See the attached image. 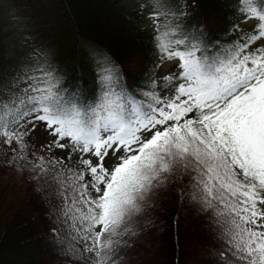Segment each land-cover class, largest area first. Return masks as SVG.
Returning <instances> with one entry per match:
<instances>
[{"label": "trees", "instance_id": "16d2710c", "mask_svg": "<svg viewBox=\"0 0 264 264\" xmlns=\"http://www.w3.org/2000/svg\"><path fill=\"white\" fill-rule=\"evenodd\" d=\"M38 15L27 33L35 84L0 27V132L32 114L55 128L50 144L25 157L28 165L0 157V264H81L75 213L94 194L79 146L90 150L105 135L142 141L135 121L149 112L155 121L146 125L166 124L134 163L144 162L148 191L113 206L96 260L243 264L232 216L259 189L244 174L245 156L219 140L244 136L236 146L264 155V0H44ZM172 58L183 61L159 76ZM235 64L240 75L228 79L222 70ZM254 81L239 115L246 119L218 121L216 112L225 116L240 93L233 87ZM205 113L212 123L203 128ZM182 118L188 125H178ZM65 139L69 152L57 148Z\"/></svg>", "mask_w": 264, "mask_h": 264}, {"label": "rangeland", "instance_id": "374dc122", "mask_svg": "<svg viewBox=\"0 0 264 264\" xmlns=\"http://www.w3.org/2000/svg\"><path fill=\"white\" fill-rule=\"evenodd\" d=\"M42 1L44 0H0V27L6 49L14 55L18 62L20 58L24 60L27 71L25 74L28 72L33 73L32 81L35 80L34 84L38 81V78H36L38 64L33 59L34 56L29 46L27 33L30 32V27L34 25L39 16L38 12ZM155 19V15L149 17L148 24L154 26ZM251 23V21L248 22V25ZM260 43L264 46V38L260 40ZM179 61H183V59L168 61L164 65L161 75L165 71L167 74L171 66L175 63L179 64ZM240 72V67L237 64L234 67H227L222 70L223 75L231 80L237 79ZM240 88L238 87L236 91ZM247 97L248 92H244V94L237 93L231 107L225 110V116L219 114V111L216 112L218 121L227 120L229 123H241L242 117L239 115L249 105L246 102ZM206 111L211 113L213 108ZM205 115L203 122L202 119L200 121L203 128L212 123L207 120V113ZM165 124L159 123L146 129L143 132L142 141H137L131 145H123L121 142H106L100 145L96 143L90 150H87L85 145L79 146L78 152L83 155L87 173L90 176V184H88L91 188L90 193L94 194L88 200V203L86 202L85 207L82 208L84 211L75 213L79 222L78 226L81 228L78 233L79 247L77 248L81 264H101L100 261L96 260V250L99 246L97 239L100 237L103 225L106 224L107 233L111 229L114 217H116L115 208L120 203H126L127 201L130 203L133 196L144 195L143 189L147 190L146 185L151 177L147 174L143 165L144 162L138 165H134V163L142 153L143 149L140 146H142L143 141H152ZM181 124L188 125V121L182 118L178 121V125ZM54 129L52 125L43 120L41 121L35 114L12 123L10 130L0 132V157L3 159L15 157L18 162L28 165L25 157L30 152H38L50 144L55 139ZM221 135L229 139L235 136L222 131ZM239 139H245V137L237 136L235 141L220 139L219 144L227 146L228 149L233 146L236 153L245 156L244 164H242L244 171H246L244 174L250 181L249 184L258 186L260 190V193L257 194L258 200L255 207L256 217L254 222L248 225L252 237H255L254 243L250 249H245L243 253L246 256L245 263L264 264V159L259 152L254 151L252 148L236 146V141ZM59 144H61V147L57 148L62 149L64 152H69L72 149L71 140L69 139L60 141ZM258 145L260 144L258 143ZM146 162L148 164V161ZM96 191L99 192V196L95 195ZM114 205H116L115 208ZM74 233L76 235V231ZM237 255H241V252H238Z\"/></svg>", "mask_w": 264, "mask_h": 264}]
</instances>
